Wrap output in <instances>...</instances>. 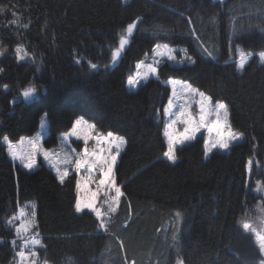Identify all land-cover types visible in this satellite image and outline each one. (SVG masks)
I'll use <instances>...</instances> for the list:
<instances>
[{
	"label": "trees",
	"instance_id": "16d2710c",
	"mask_svg": "<svg viewBox=\"0 0 264 264\" xmlns=\"http://www.w3.org/2000/svg\"><path fill=\"white\" fill-rule=\"evenodd\" d=\"M0 5L7 6L0 13V50H5L0 56V264L12 263L15 235L9 221L27 202L36 205L44 245L39 257L50 264H259L264 259L253 233L243 228L246 219L264 210L263 198L254 192L264 162V64L258 57L264 51V0H0ZM135 22L128 46L114 61L120 39ZM156 43L183 48L187 60L163 62L159 80L130 91L127 79ZM17 46L29 54L23 61ZM239 49L254 54L242 72L236 67ZM168 78L227 103L232 127L245 141L206 159L200 137L178 149L175 165L167 161ZM28 87L37 91L26 99ZM44 113L47 145L56 144L79 117L126 139L116 168L125 195L109 231H102L94 214L75 213L73 178L61 185L48 168L27 172L10 159L3 138L14 142L33 135Z\"/></svg>",
	"mask_w": 264,
	"mask_h": 264
},
{
	"label": "snow or ice",
	"instance_id": "6c2138e0",
	"mask_svg": "<svg viewBox=\"0 0 264 264\" xmlns=\"http://www.w3.org/2000/svg\"><path fill=\"white\" fill-rule=\"evenodd\" d=\"M7 10L6 5H0V13ZM13 16H17L16 12H12ZM19 22V18L10 21L11 24L15 25ZM27 27V24L24 25ZM135 24L128 26V33L131 35ZM128 40L121 38L119 41V47L112 54V59L117 60L121 51L124 49ZM163 49V50H161ZM155 57L152 63L145 64L143 61L136 64V73L134 77L127 79V85L136 88L141 85V82L147 83L150 77H154L156 80L160 79L159 65L162 63V58L167 56L169 61L175 60L176 57L173 54L175 49L171 48L167 43L161 45L156 43L154 46ZM5 50H0V56L4 54ZM15 53L19 61H23L28 57V52L23 46H17ZM252 53H245L241 51L239 53L236 67L239 71H243L248 61L252 57ZM259 60L264 63V51L258 53ZM91 67L95 69L96 64H92ZM3 69L0 68V73ZM167 85L170 86V96L174 99L177 97H190L195 100L198 105V113H194L191 110V103L187 102L181 106V110L174 119L166 124V128L163 132V136L166 138V150L163 152V156L172 165L178 162V149L183 148L187 143L193 142L197 139L198 133L202 128H206L209 133V139L204 143L205 157L212 152L213 149L227 150L233 141L242 139V133H236L231 129L229 123V109L225 102H219L215 104L213 108L212 98L205 93L200 92L198 89L192 87L190 84L178 81L175 78H168ZM4 89L8 88L7 84L3 85ZM35 87H28L23 91L24 98H30L36 93ZM198 99H195L196 97ZM173 99L167 101L166 107L163 108V112L166 116H173ZM215 115V121L210 125L208 123V117ZM47 115V114H45ZM183 125V130L179 131L177 125ZM96 124L91 123L85 126V122L82 118H77L74 121L71 129L63 133L64 140L74 138V141L82 142V148L79 152L75 149L72 154L65 155L63 159H60L58 155L52 151L42 148V146L35 141H29L30 148L26 153L18 152L12 141L5 136L4 142L7 144L8 152L13 161L19 160L20 165L28 171H32L38 164V156H42L43 160L48 162L54 169L58 183L63 185L66 178L69 177L70 169L74 170L77 175L75 179V192L76 198L74 202V211L77 214H84L85 212L94 214L96 220L99 222L100 228L107 231V227L104 223V213L97 207V202L102 191L107 194L109 191H114L115 195L112 197V203L108 206V213H115L119 206L121 197L125 195L122 188L117 185L115 176V166L118 158L121 155V151L126 145L127 141L112 131H108L107 134L97 133ZM215 134L214 137L212 134ZM94 142L95 148L90 149L89 143ZM20 143H24V139L20 140ZM60 164L65 165L63 169L59 166ZM251 161H249V166ZM99 170L100 178L97 180L93 173ZM87 172V175H83V172ZM95 184V189L91 185ZM24 216L21 212L19 217H13V219H20ZM32 219L26 220L20 227L15 229V235L17 238L23 239V234L31 232L37 227L35 223L36 213H31ZM11 223V221H9ZM251 225L245 223L244 229H250ZM38 236V232L36 233ZM255 236L258 240L259 250L262 256H264V234L256 232ZM3 241L0 240V243ZM15 248L16 240L11 241ZM31 245L35 247H44L42 241L38 238L30 239ZM27 247V244H25ZM18 257V264H36V257L38 253L33 250L30 254H26L25 251L20 250L15 253ZM180 264H183L180 261ZM259 264H264V259H261Z\"/></svg>",
	"mask_w": 264,
	"mask_h": 264
},
{
	"label": "rangeland",
	"instance_id": "374dc122",
	"mask_svg": "<svg viewBox=\"0 0 264 264\" xmlns=\"http://www.w3.org/2000/svg\"><path fill=\"white\" fill-rule=\"evenodd\" d=\"M124 2H129L130 0H123ZM136 23H133L135 24L136 26ZM132 25V24H130ZM134 29V28H133ZM130 34L128 33V29H127V34L126 36H124L123 38L127 39L128 41L131 40L130 39ZM161 45H163L162 43H159ZM128 46V45H127ZM171 47V46H170ZM125 48V47H124ZM173 49H175L174 51V55L176 57L175 60H172V61H169L167 59V56L163 57L162 58V63L167 61V62H170V63H178V64H182L184 61L187 60V57H186V54H185V50L183 48H180V47H171ZM163 50V49H161ZM243 51L242 49H239L238 52H237V60L236 62L238 61V58H239V53ZM245 52V51H243ZM246 54L249 53V52H245ZM253 54V53H252ZM254 55V54H253ZM252 55V56H253ZM259 57V56H258ZM156 58L155 57V50H153L152 54L146 56L142 61L145 63V64H148V63H152L153 59ZM252 58V57H251ZM141 62V61H140ZM139 63V62H138ZM161 63V64H162ZM192 63V61H191ZM264 64V63H263ZM137 69L135 67V72L133 74L132 77L135 76V73H136ZM151 78H154V77H150L149 79ZM178 81H181L183 83H186V84H190L186 81H183V80H180V79H177ZM144 84V82H141V85ZM140 85V86H141ZM191 85V84H190ZM128 86V85H127ZM140 86L136 87V88H132L130 86H128V89L130 91H136ZM192 86V85H191ZM194 87V86H192ZM196 88V87H194ZM197 89V88H196ZM199 90V89H198ZM200 91V90H199ZM202 92V91H200ZM204 93V92H203ZM206 95V94H205ZM199 97L197 96L195 99H198ZM169 99H173L171 96ZM187 102H190L191 103V110L194 112V113H198V105L195 103V100L191 99L190 97H177V98H174L173 99V116L172 117H169V116H166L164 114V122H165V128H166V124L168 122H170L171 119H174L175 118V115H177L179 113V111L181 110V106L184 105L185 103ZM213 102V101H212ZM219 103V102H217ZM215 102H213L212 106L213 108L215 107ZM229 109V108H228ZM47 113H44L41 118H40V122H39V127H38V130L33 134V135H30V136H23L21 137L19 140L17 141H12V143L15 145V148L18 152H22V153H26L29 148H30V144H29V141H35V142H38L42 148H45V149H48L50 151H52L54 154L58 155L60 159H63V157L67 154V155H70L72 154L73 150L75 149L77 152H79L82 148V142L80 141H74V138H69L67 141L64 140L63 138V133L67 132H63L61 134H59L58 138H57V143L54 144V145H47L46 144V140L48 139V136H49V119H48V114L45 115ZM79 118H82L83 121L85 122V126L87 124H91L93 122H90L88 121L87 119H85L84 117H79ZM215 121V115L212 114L208 117V123L209 125ZM229 123H230V126H231V129L236 132V133H241V132H237L233 127H232V124H231V120H230V111H229ZM71 129V128H70ZM69 129V130H70ZM177 129L179 131H182L183 130V125H180L178 124L177 125ZM68 130V131H69ZM96 131L97 133H103V134H107V133H104V132H100L97 128H96ZM243 134V133H242ZM214 133L212 134V136L214 137ZM122 137V136H121ZM200 137H203L204 138V141L208 140L209 139V133L207 132L206 128H202L200 133H198L197 135V139L200 138ZM124 138V137H123ZM21 139H24V143L21 144L20 143V140ZM125 139V138H124ZM196 139V140H197ZM126 140V139H125ZM166 140V138H165ZM245 141V135L243 134L242 136V139L238 140V141H233L231 144H230V147L229 149L227 150H221L219 148L217 149H213L211 153H209L207 155V157H205L206 159L210 157V155L213 153V152H221V153H228L230 152L231 148L234 146V145H237V144H240V143H243ZM194 142V141H193ZM192 142L190 143H187L186 145L188 144H191ZM3 144L6 146V150L8 152V148H7V144L4 142L3 140ZM96 145L94 144V142H90L89 143V148L90 149H93L95 148ZM126 145L124 146V148L122 149L121 151V155L120 157L118 158L117 160V163H116V166H115V176H116V168H117V165L119 163V160L124 152V149H125ZM8 155L11 159V156L8 152ZM12 160V159H11ZM13 161V160H12ZM251 163H252V159L250 160ZM14 164L18 165L20 169L24 170V171H27V172H33V171H36L37 169H39L40 167L44 166L46 168H48L54 175H55V169L46 161L43 160V157L42 156H38V164L37 166L32 170V171H28L26 169H24L22 167V165H20L19 163V160H16V161H13ZM61 167V169H63L65 167V165L63 164H60L59 165ZM69 169H70V175L69 177L73 178L74 179V182H75V179L77 178V175L76 173L74 172V170L71 169V166H69ZM83 175H87V172H83L82 173ZM257 174H259L257 176ZM257 174H256V180H255V187H254V192L256 195L258 196H261L263 198V201H264V162H263V165H262V168L260 167V165L258 166L257 168ZM94 177L98 180L100 178V173H99V170H97L95 173H93ZM56 176V175H55ZM68 177V178H69ZM66 178V180L68 179ZM65 180V181H66ZM116 181H117V177H116ZM118 186H120L118 183H117ZM91 187L93 189H95V184L91 185ZM115 193L114 191H109L107 192V194H105L104 191H102L100 193V196H99V199H98V202H97V207L101 210L102 213H104V223L107 227V231L110 230L112 224H113V221H114V218L118 212V209H119V206H120V203H121V200H120V203H119V206L117 208V211L115 213H108V206L110 203H112V197H114ZM122 199V197H121ZM263 208V207H262ZM35 211L36 213V205L34 202H27V203H24V204H21L19 205L18 209H17V212L15 214L14 217H19L20 216V213L23 212L24 213V216L20 217V219H11V223H9V227L10 229H12L14 235H15V229L17 227H20L26 220H30L32 219V216H31V213ZM35 223L37 225V221H36V216H35ZM245 223H248L251 225L250 227V231L251 233H253V235L255 236V233L256 232H260L262 234H264V210L262 211L261 209H259V213L256 215V218L252 217V218H248L244 221V224ZM103 232H107V231H104L102 229ZM38 232V228L36 227L35 229H33L31 232L27 233V234H23L22 233V236H24L23 239L21 238H17L16 235H15V238L14 240H16V245H15V253L20 251V250H23L26 252V254H30L33 250H35L37 253H38V256L35 258L36 259V264H50L48 262H45L43 260L40 259L39 257V249L41 247H33L30 243V239L32 238H38L42 241V237L41 235L39 234L38 232V236H36V233ZM256 238V236H255ZM257 240V238H256ZM258 242V240H257ZM25 244H27V247H25ZM264 258V256H263ZM129 263V262H128ZM11 264H18V257L15 255L13 260H12V263Z\"/></svg>",
	"mask_w": 264,
	"mask_h": 264
},
{
	"label": "water",
	"instance_id": "95a60500",
	"mask_svg": "<svg viewBox=\"0 0 264 264\" xmlns=\"http://www.w3.org/2000/svg\"><path fill=\"white\" fill-rule=\"evenodd\" d=\"M130 42V40L128 41V43ZM128 43L125 45V47H127ZM121 56V55H120Z\"/></svg>",
	"mask_w": 264,
	"mask_h": 264
}]
</instances>
